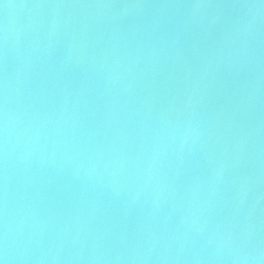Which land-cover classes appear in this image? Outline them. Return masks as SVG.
Wrapping results in <instances>:
<instances>
[{"label":"water","instance_id":"1","mask_svg":"<svg viewBox=\"0 0 264 264\" xmlns=\"http://www.w3.org/2000/svg\"><path fill=\"white\" fill-rule=\"evenodd\" d=\"M3 264H264V0H0Z\"/></svg>","mask_w":264,"mask_h":264},{"label":"snow or ice","instance_id":"2","mask_svg":"<svg viewBox=\"0 0 264 264\" xmlns=\"http://www.w3.org/2000/svg\"><path fill=\"white\" fill-rule=\"evenodd\" d=\"M0 264H2V261H0Z\"/></svg>","mask_w":264,"mask_h":264},{"label":"clouds","instance_id":"3","mask_svg":"<svg viewBox=\"0 0 264 264\" xmlns=\"http://www.w3.org/2000/svg\"><path fill=\"white\" fill-rule=\"evenodd\" d=\"M2 264H3V262H2Z\"/></svg>","mask_w":264,"mask_h":264}]
</instances>
